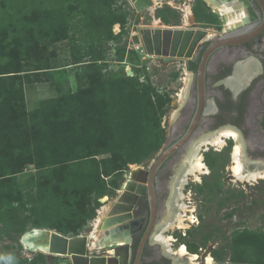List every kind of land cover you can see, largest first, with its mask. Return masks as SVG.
Returning <instances> with one entry per match:
<instances>
[{"label":"rangeland","instance_id":"1","mask_svg":"<svg viewBox=\"0 0 264 264\" xmlns=\"http://www.w3.org/2000/svg\"><path fill=\"white\" fill-rule=\"evenodd\" d=\"M108 1L110 0H0V67L9 62H19L24 77L13 80L6 74L0 79V104L6 103L9 91L14 88V82L17 89L23 88L24 91L23 108L21 102L19 108H14L12 112L1 113L0 109V147L10 148L11 143H8L11 141L13 146L27 141L25 137L27 127L24 125L32 119L30 117L26 120V116L42 103L67 96L83 85L88 86L86 65L71 63L75 52L84 51L92 43L98 46V54L102 55V59L98 61L103 69L100 70L101 76H98L99 82L105 83L104 86L109 88L113 86L111 79L117 77L132 76L135 81L136 79L145 81L148 90L151 87L147 97L151 101V112L152 106L158 111L154 117L150 115L151 112L138 114L131 102L130 105L126 103L128 101L125 100L123 92L119 95L110 92L99 93L98 96L103 99L101 115L104 113L109 115L102 118L101 127L103 131L105 130L102 139L113 144L115 156L112 157V152H99L96 155L87 152L88 156L84 158L63 162L55 167L37 168L35 164H31L18 173L17 185L24 199L15 202L14 211L18 215L17 223L23 230L17 234V239H10L7 234L10 227L0 222V264H4L2 251L7 245H15L23 257L36 258L38 264H72L71 258H52L44 252L28 250L21 241L22 234L32 228H49L67 236H77L74 232L59 231V227L56 229L51 227L53 216L57 215V212L63 215L69 213L74 218L81 219L84 217L82 214L76 213L74 216L75 208L80 206L87 213L99 201L101 206L97 210V218L103 205L110 206L116 200L134 167L147 168L156 160L166 140L167 132L164 126L168 125L172 113L170 109L178 104L175 94L179 91V82L171 74L172 65L156 55L147 54L142 46L134 45L131 41L133 30H138L141 24L149 23L152 12L166 16L167 21L172 22V17H177L183 12L186 15L188 6H191L192 11L198 15L203 27H209L210 25L203 23L214 19L210 8L202 0H159L155 11L149 10L150 7L138 10L131 0H115L110 10L115 9L126 18L124 27L120 23L113 26V32L116 35L120 34L121 37L115 40L108 39L107 30L100 25V20L96 21L93 18L92 25L85 23L81 26L82 23L79 29L74 26L75 21L69 22L72 25L68 26L69 37L54 40V31H62L64 27V20L55 15V11L62 9L68 13L73 6L78 7L80 11H89L99 2H105L110 6ZM100 8L103 6L98 7V11L93 13H99ZM117 47L125 50L123 60L116 53ZM77 74L81 76L80 81H77ZM160 102L164 111L159 109ZM118 115L121 118H117ZM157 119L161 121L163 130H161L163 139L158 140L159 143L154 142L155 131L150 132ZM147 120L148 122H145ZM117 123L122 125L119 132L115 131ZM132 124L138 131L135 137L127 135ZM143 131L151 133L148 138L141 137ZM230 140L229 146L222 150L211 148L205 153V161L210 171L201 181L191 180L186 186L185 193L189 197L187 203L191 209L187 212V223L190 226L186 229L177 228L168 234L179 239L176 247L182 243L186 246L187 243L197 246L196 252L188 250L192 254H198L199 260L203 263L206 262V257L211 255L213 264H252L235 263L229 259L227 253L223 259L214 256V251H220L227 243H231L232 233L236 229L248 228L264 232V178L254 183L233 180L228 168L232 162L231 145H234V140ZM115 148L119 149L118 153ZM10 155L11 153H8L6 158ZM116 155L118 161L115 159ZM4 160L5 157L1 155L0 161ZM119 167L122 168L118 169ZM116 179H120L122 185L114 192ZM57 182H62L64 187L75 186L76 204L63 205L60 201L55 204L48 199L52 195L48 188ZM3 195L4 192H0V198ZM103 198H106V201ZM233 209L237 211L231 216L229 213ZM95 219L89 220L80 234L90 233ZM109 250L111 247L107 245L96 254L105 255Z\"/></svg>","mask_w":264,"mask_h":264},{"label":"flooded vegetation","instance_id":"2","mask_svg":"<svg viewBox=\"0 0 264 264\" xmlns=\"http://www.w3.org/2000/svg\"><path fill=\"white\" fill-rule=\"evenodd\" d=\"M202 1L210 8L214 18L203 23L210 25L209 27L202 26L194 11L188 22H185L184 12L172 17V22H168L166 16L152 12L149 23L141 24L131 35L133 43L135 35L141 37V30H150L153 54L148 53L142 45L138 47L142 46L147 54L168 61L172 65L171 74L179 82V91L175 94L178 104L170 109L172 113L168 125L164 126L167 135L163 149L172 146L189 133L184 143L170 154L156 171L154 187L157 205L153 222L148 194L139 198L133 211L137 221L131 236V264H134L138 244L148 229V240L139 264H175L172 253L156 240V235L162 230L164 219L169 213L168 206L174 192V177L198 143L233 128L246 140L248 154L253 159L264 157V7L257 0H211L216 3L215 6L207 0ZM224 3L230 9L222 12L219 5L225 6ZM228 14H231V18H228ZM158 28L172 30L166 36L170 47L168 55L155 53L153 36ZM199 29L207 30L203 39L196 44L189 57L180 56L179 51L186 30L192 31L187 47L189 48ZM177 30L183 32L181 36H175ZM249 33L253 35L247 38ZM161 34V43L164 46L165 34ZM227 35L232 41L217 45L208 56L202 85L201 67L206 52L215 42ZM175 44L177 54L171 55ZM233 81H236V84H233ZM229 142L230 139L226 146H229ZM232 149L231 145L230 155ZM176 242H179V239H176Z\"/></svg>","mask_w":264,"mask_h":264},{"label":"trees","instance_id":"3","mask_svg":"<svg viewBox=\"0 0 264 264\" xmlns=\"http://www.w3.org/2000/svg\"><path fill=\"white\" fill-rule=\"evenodd\" d=\"M114 1L115 0L108 1L110 2V6L105 2H99L97 6L93 5V8L89 11H80L76 6L71 7L68 13L62 11V9L61 11H55V15H58L64 20V27H62V31H54V40L58 41L69 37L68 26H72L69 22L75 21L76 23L74 26H76V29H79V25L82 23L83 25L81 26H84L85 23L92 25L93 18L96 21H98V19L100 20V25H103L105 30H107L106 34L108 39L115 40L121 37L120 34L116 35L113 32V26L116 23H120L122 27H124L126 18L125 15L119 14L115 9L110 10L111 4ZM101 6H103V8H100L99 13L94 14L93 12ZM100 35L101 32L99 33V36ZM97 48L98 46L92 43L88 45L84 51L75 52L71 63L75 65H86L88 86L83 85L80 89L71 92L67 96L65 95L62 96V98H57L55 100L51 99L50 101L42 103L39 108L31 111V113L26 116V120L30 117L32 119L31 122L25 123L24 125L27 127L25 133L27 141L24 140L23 144L19 142L15 146H13V141H11L8 143H11L10 148L7 146L0 147V156H4L7 160L0 161V192H4V195L0 198V222L10 227L7 231L10 239H17V234L21 233L23 230V227L17 223L18 215L14 211L15 202H20L24 199L17 185L16 175L18 173L24 171V169L31 164H35L37 168H47L48 166L55 167L63 162H71L84 158L88 156L87 152L95 155L99 152H112V157L115 156L113 153V144H109L102 139L105 133V130L103 131L101 127L103 125H101L103 122L102 118L109 115L107 113L101 115V102H103V99L101 100L100 96H98L99 93L110 92L111 94L114 93L115 95H119L120 92H123L125 100L127 99L126 101H128L126 103L130 105L131 102L135 110L137 109L138 114L151 112V101L149 98L147 99L151 87L148 90V84L145 81L141 82L139 79L135 81V78L132 76L117 77L111 79V84L113 86L109 88L106 85L104 86L105 83L99 82L98 76H101L100 73L103 69H101L102 66L98 63V61L102 59V55L98 54ZM116 53L120 59L123 60L125 57L124 48L117 47ZM12 57L13 59L15 58L14 56ZM89 69L91 71H89ZM21 72H23V69L19 62H9L3 67H0V79L5 77L4 75L6 74L13 80L16 78L23 79L24 77ZM91 72L93 73L90 74ZM80 80L81 76L77 74V81ZM15 85L14 82V88L12 91H9L6 103L0 104L1 113L7 111L12 112L14 108H19L21 102V107L23 108V88L17 89ZM159 98L162 99V97ZM160 103L161 107L159 109L164 111L162 102ZM157 113V108H153L152 106L150 115L154 117ZM119 117L121 118L120 115L117 116V118ZM157 120L158 121L155 122L156 127L154 126L152 130L150 128V132L154 133L155 131L154 142L159 143L157 141L163 139V130L161 128V121L159 119ZM145 122H148V120ZM115 126V131L117 132L122 128V125L119 123L115 124ZM136 128L135 125H130V130L127 135H129V137L137 136L138 131ZM150 132L143 131L141 137L148 138V135L151 134ZM115 149L116 153H118L119 149ZM8 153H11V155L6 158ZM117 155L115 159L118 161L119 158ZM115 159H113V161ZM120 168L122 167L118 169ZM121 185V180L116 179L114 192H117V189L120 188ZM74 187L75 186L72 185H66V187H64L62 182H57V184L48 188L52 194L48 199L55 204H57L58 201L63 205H67V203L76 204L77 202L74 195L77 192ZM105 199L106 198H103V200ZM100 206L101 203L97 201L87 213H85L80 206H77V208H75L76 212H73V214L74 216L77 215L76 213L82 214L84 217L81 219L74 218L73 215L69 213L63 215L57 212V215L53 216L51 227L55 229L59 227V231L74 232L78 235L88 225L89 220L96 218L97 210ZM236 211V209H233L229 214L233 216ZM187 244L191 252L197 251V246L189 243ZM2 252L4 264H38L36 258L29 259L23 257L15 245H7ZM226 253L229 254V259L235 263L264 264V232L248 228L234 230L231 236V243H227L220 251H214V256L218 259H223Z\"/></svg>","mask_w":264,"mask_h":264},{"label":"water","instance_id":"4","mask_svg":"<svg viewBox=\"0 0 264 264\" xmlns=\"http://www.w3.org/2000/svg\"><path fill=\"white\" fill-rule=\"evenodd\" d=\"M131 1L138 10L147 9L153 3V0ZM257 1L260 2V4L264 7V0ZM155 31L156 32L153 36L155 39V53L168 55L170 47L168 45V38L166 39V36L167 34L169 35L172 30L166 28H158ZM206 32V29H199L193 37L190 47L187 48L188 44L190 43L192 31L186 30L185 38L183 39L179 55L189 57L192 54V51L196 44L203 39ZM150 33V30H141V37H139V35H135L133 43L135 45H142L148 53L153 54L154 51L152 48V35ZM161 33L165 34L164 46H162L161 43ZM182 33L183 32L181 30H177L175 31V36H181ZM252 35L253 33H249L246 37L249 38ZM230 41H232V39L228 38L227 35L226 37H223L219 41L215 42L212 47L206 52L205 59L201 67L202 85L205 75V65L208 56L217 45L224 44ZM176 50L177 45L175 44L170 54L176 55ZM188 136L189 133L172 146L163 149L159 157L152 162L150 167L146 168L143 166H136L130 171L129 177L123 184L121 193L110 205V209L109 211H107V214L104 217V220L100 227V229L105 232V238L109 241L108 246L111 247V250H109L107 254L98 255L96 253H99L100 251L93 252L90 250V233L80 234L77 236H67L63 233L49 228H32L26 231L21 236L23 245L30 251L44 252L52 258H71L72 264H131L133 256V238L131 236L134 233V229L136 228L134 226V223L137 221V219L134 218L133 211L138 203L139 198L142 195L148 194L152 210L151 221L153 222V217L157 205L154 187V177L156 171L162 165L165 159L184 143ZM243 140L246 147V154L249 158V161L251 162V165L254 167V163L259 162L260 166H264V157L253 159L248 154V144H246V140L244 138ZM148 236L149 229L145 232L144 236L138 244L134 264H139L144 247L148 240Z\"/></svg>","mask_w":264,"mask_h":264},{"label":"bare ground","instance_id":"5","mask_svg":"<svg viewBox=\"0 0 264 264\" xmlns=\"http://www.w3.org/2000/svg\"><path fill=\"white\" fill-rule=\"evenodd\" d=\"M207 1L212 3V5L214 4V6L216 4L211 0ZM158 4L159 0H153V3L149 6V10L155 11V9L158 7ZM219 7L221 10H223L222 12L230 9L227 8V5L222 7L219 5ZM192 14L193 11L191 6H188L186 8L185 22H188V18ZM229 15L231 14H228V18H231ZM232 83L236 84V81H233ZM228 139L234 140V145L231 152L232 162L228 167L231 171L232 177L234 178L233 180L236 182L254 183L259 179L264 178V166H260L259 162L254 163V167L251 165V162L249 161V158L246 154L244 140L239 131L229 128L220 134L203 139L200 143H198L196 147L189 153L177 176L174 177V192L172 193V199H170L168 206L169 213L164 219L162 230L156 235V240L160 242L166 250H169L170 253H172L173 257L175 258V264H213L211 255H208L206 257V262L203 263L199 260V255L189 252L185 244L182 243L179 246L174 247L176 238L172 237L168 233L177 228L186 229L190 226V224L187 223V212L191 209L187 203L189 197H187L188 195L185 193L186 186L191 180L197 182L201 181L203 176L210 171V167L205 161L206 151L212 147H215L217 151L222 150L228 144ZM106 205H103L99 210V215L95 219L94 227L90 232L91 236L89 247L93 252L100 251L103 247L107 246L109 242L105 238V232L100 229L104 217L106 216L107 211L110 209V206Z\"/></svg>","mask_w":264,"mask_h":264},{"label":"built area","instance_id":"6","mask_svg":"<svg viewBox=\"0 0 264 264\" xmlns=\"http://www.w3.org/2000/svg\"><path fill=\"white\" fill-rule=\"evenodd\" d=\"M118 191L120 192V189Z\"/></svg>","mask_w":264,"mask_h":264}]
</instances>
